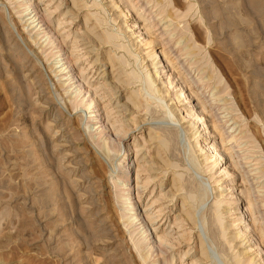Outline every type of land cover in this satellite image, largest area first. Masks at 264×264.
Wrapping results in <instances>:
<instances>
[{
    "label": "rangeland",
    "instance_id": "1",
    "mask_svg": "<svg viewBox=\"0 0 264 264\" xmlns=\"http://www.w3.org/2000/svg\"><path fill=\"white\" fill-rule=\"evenodd\" d=\"M156 262L264 264V0H0V264Z\"/></svg>",
    "mask_w": 264,
    "mask_h": 264
},
{
    "label": "bare ground",
    "instance_id": "2",
    "mask_svg": "<svg viewBox=\"0 0 264 264\" xmlns=\"http://www.w3.org/2000/svg\"><path fill=\"white\" fill-rule=\"evenodd\" d=\"M43 16L42 15H40L39 14V12L38 11H36L35 9H31V11H30V14H29V18H28V20H29V25H32V27H34V28H38V29H40V28H42L43 26H48V23L46 22V21H44V19L42 18ZM45 17V16H44ZM165 24V23H164ZM170 25V24H169ZM91 36V35H90ZM93 39V38H92ZM96 42V41H95ZM63 53V52H62ZM62 55V57L60 58V59H58V61L56 62V63H58L57 64V66L55 65V68H58V70L56 71L58 74H63V73H65L64 71L65 70H67V72H66V74L68 75L67 76V80H68V84L71 86V87H73V89H76L75 90V92H77V93H80L81 91H82V89H83V86H82V84H81V81H75V82H72V80H74V77H73V74H72V72H70V69L72 68V66L73 65H70L69 63H70V59L69 58H67V57H64V54H61ZM181 66V65H180ZM160 67H164L163 65H161ZM189 68V67H188ZM155 73H157V70L155 71ZM143 77V76H142ZM152 78V77H151ZM193 78V77H192ZM142 81V80H141ZM157 81V80H156ZM202 80H201V78H198V79H196V78H194V80L192 81V82H194V83H197V84H199L200 82H201ZM70 82H72V83H70ZM78 82H80V84H78ZM147 82V81H146ZM145 82V83H146ZM149 82H150V87H152V82H151V80H149ZM142 83H143V81H142ZM148 83V82H147ZM146 83V84H147ZM77 84V85H76ZM116 84V83H115ZM112 85V84H111ZM179 86H181L182 88H183V90L185 91V88H186V86H185V84H184V82H180V85ZM121 87V86H120ZM214 87V86H213ZM114 88H119V86L118 85H115L114 86ZM181 90V88L179 89V91ZM137 93H139V92H134L133 94L134 95H136ZM185 94H186V98L188 99V101L187 102H193V101H195V100H192V97L193 96H191L190 95V93H188V90H186L185 92H184ZM150 96H152V94H150ZM211 97H212V99H211V102H213L214 100H215V97H217V94H215V93H213V94H211L210 95ZM143 100H145V99H143ZM147 100V99H146ZM160 100H162V97H160ZM210 101V100H209ZM130 102V101H129ZM128 102V103H129ZM125 103V102H124ZM127 103V104H128ZM132 104V103H131ZM198 104H200L199 102H198ZM97 105V104H96ZM135 105H136V103H135ZM130 106V105H129ZM140 106V105H139ZM205 107H206V104H205V106H200L199 108H198V110L200 111V113L198 114V117L199 116H202L203 117V119L206 117V109H205ZM132 109V108H131ZM96 111H97V113L96 114H94V115H92V118H93V120H98L99 118H101V117H99V115H100V113H99V109L97 108L96 109ZM200 118V117H199ZM202 119V118H201ZM96 124L98 125H96L97 127H95V130H97V129H100L101 130V132H103L104 131V124H103V122H101V121H97L96 122ZM203 125L204 126H207L208 127V125H207V123H205V122H203ZM93 126V125H92ZM173 127H175V125H172ZM180 128V127H179ZM183 131H185V130H183ZM182 131V129L179 131V132H183ZM184 133V132H183ZM117 138V137H116ZM104 144V143H103ZM221 148V147H220ZM220 148L219 147H215L214 148V150H215V155L216 154H218L219 153V155H220V157L219 158H221L222 156H223V154L222 153H220L221 151H220ZM125 167V166H124ZM124 169H126V167L124 168ZM123 168L122 169H120V170H124ZM127 185H128V183H127ZM126 185V183L124 184V186H127ZM174 189V188H173ZM131 189L129 188V187H127L126 188V191H127V193H126V195H125V198H124V201H125V204L127 205V208L129 209V211H131V215L129 216V218H132V221L133 222H135V221H141V218H140V215H139V213L136 211V203H135V201H134V199H135V197L133 196L135 193L133 192H131L130 191ZM175 191V190H174ZM173 191V192H174ZM171 200H172V198H171ZM188 204H189V202H188ZM263 206V205H262ZM186 208L187 207V204L185 203V202H183L182 203V206H181V208H182V215L181 216H183V219H185L186 221H187V223L190 225V226H196L197 225V217H196V211H192L191 209L190 210H187V208H186V211H184L183 210V208ZM190 206H188V208H189ZM192 208V207H191ZM241 209V208H240ZM260 216V215H259ZM247 218H249V217H247ZM145 219V218H144ZM246 219V218H245ZM210 221V220H209ZM141 223H142V221H141ZM248 223V225H250L251 223H252V220L250 219H247V221L245 220L243 223H242V225H245L246 226V224ZM147 228H149L148 226H146ZM250 227V226H249ZM149 230H150V228H149ZM152 230V229H151ZM201 230V229H200ZM145 232H147V230L145 229ZM200 232V231H199ZM245 233H246V230H245ZM205 235V234H204ZM146 240L147 241H149L151 238H150V236H149V234L148 233H146ZM199 237H200V245H201V249H202V252H201V256L202 257H200V258H198L199 260H201V259H205V257H208L207 255H208V250H207V246H205L206 245V240H205V237L204 238H202V236L201 235H199ZM154 239V238H153ZM153 239H151V240H153ZM212 241V240H211ZM243 241V240H242ZM150 244H152L151 245V248L153 247H155V244L157 245V241H155V239H154V241H150ZM150 244H149V246H150ZM212 244L214 245L215 244V241L214 242H212ZM160 246V245H159ZM159 248V247H158ZM216 248V247H215ZM156 250V249H155ZM206 250V251H205ZM212 250V249H211ZM213 251V253H214V255L215 256H219L218 255V253L216 252V251H214V250H212ZM161 252V251H160ZM200 253V252H199ZM185 256V255H184ZM202 261V260H201ZM220 263H221V261H220ZM155 264H161L160 262H156Z\"/></svg>",
    "mask_w": 264,
    "mask_h": 264
}]
</instances>
